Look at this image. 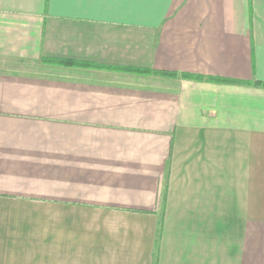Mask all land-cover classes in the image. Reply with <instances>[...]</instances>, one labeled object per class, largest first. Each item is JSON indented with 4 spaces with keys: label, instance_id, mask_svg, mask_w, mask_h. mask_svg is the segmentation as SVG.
Segmentation results:
<instances>
[{
    "label": "crops",
    "instance_id": "0c3cea01",
    "mask_svg": "<svg viewBox=\"0 0 264 264\" xmlns=\"http://www.w3.org/2000/svg\"><path fill=\"white\" fill-rule=\"evenodd\" d=\"M258 82L264 0H0V264H264Z\"/></svg>",
    "mask_w": 264,
    "mask_h": 264
},
{
    "label": "trees",
    "instance_id": "16d2710c",
    "mask_svg": "<svg viewBox=\"0 0 264 264\" xmlns=\"http://www.w3.org/2000/svg\"><path fill=\"white\" fill-rule=\"evenodd\" d=\"M131 70L136 71V72H139V73H149V72H152V70L144 69V68H133ZM156 73L162 74L164 76H170V77H173V76L176 77L177 76V74L175 72H173V71H156ZM182 76H184V77H190L191 76L192 77V75L191 74H188V73H182ZM196 77L202 78L200 76H196ZM218 80H220V81H227V79H223V78H218ZM258 84H264V82H258Z\"/></svg>",
    "mask_w": 264,
    "mask_h": 264
}]
</instances>
